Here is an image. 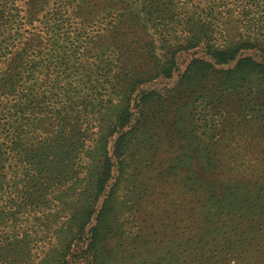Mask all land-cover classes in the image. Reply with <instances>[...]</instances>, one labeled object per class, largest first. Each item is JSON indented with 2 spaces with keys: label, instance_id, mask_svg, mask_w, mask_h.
<instances>
[{
  "label": "trees",
  "instance_id": "trees-1",
  "mask_svg": "<svg viewBox=\"0 0 264 264\" xmlns=\"http://www.w3.org/2000/svg\"><path fill=\"white\" fill-rule=\"evenodd\" d=\"M258 29V0H0V264H264V173L230 165ZM165 195L200 221L157 243Z\"/></svg>",
  "mask_w": 264,
  "mask_h": 264
},
{
  "label": "rangeland",
  "instance_id": "rangeland-1",
  "mask_svg": "<svg viewBox=\"0 0 264 264\" xmlns=\"http://www.w3.org/2000/svg\"><path fill=\"white\" fill-rule=\"evenodd\" d=\"M263 7H264V0H258V27H259L258 32H259V37L262 40L264 39V8ZM230 23L231 24L227 25L228 31L230 33L231 32L233 33L237 25L236 24L237 22L230 21ZM262 44L264 45V40ZM189 57L190 55L184 56L186 60L184 61V64L181 65V69H183V65H185ZM174 82H175V79L173 81H169L168 83H160L158 87L162 88L164 86H171ZM240 131L243 132L244 130L240 129L237 131V133L242 134V135H240L239 138L236 141H233L231 144H232V147L241 146L242 147L241 149H243L245 154L248 156L247 158H244L243 156V159L234 160L233 164H230V165L233 167H237L239 169H243V170L247 169V171L249 172L245 175H248V177L251 179L258 178V176H261L264 173V140L260 138H258V140L257 139H247V136L244 135L243 133H240ZM246 133L251 134L250 137L252 138L253 137L252 133L254 134L255 131L247 130ZM226 136L228 135L226 134ZM245 139L248 142H245ZM222 143L224 145L225 144L230 145L228 141H225V139L223 140ZM166 147L168 148V144L166 145ZM241 149L239 147V151ZM156 164H158V161ZM154 198H156V196L152 197V202ZM179 208L184 209V210H180ZM148 216H150L149 219L151 221L154 220L157 223L156 224L157 235L154 238H152L153 242H157V243H159V240L161 237H165V233L171 234L169 236L171 237L174 234V232H176L174 231L175 228L188 226L190 225V223L197 224L198 221H200V217H198L192 211L185 210L182 198L179 196H174V195H165V196L160 197L157 201L156 206L152 207V210L148 212ZM199 224H201V222ZM160 225L165 226V227H162ZM169 226H170L169 229L171 230V232H165L163 228H165L166 230V228ZM249 257L247 258L248 260H246L245 262L247 264L250 263ZM258 264H259V261H258Z\"/></svg>",
  "mask_w": 264,
  "mask_h": 264
}]
</instances>
